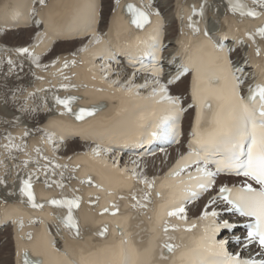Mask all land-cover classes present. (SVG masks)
Masks as SVG:
<instances>
[{
	"label": "snow or ice",
	"instance_id": "obj_1",
	"mask_svg": "<svg viewBox=\"0 0 264 264\" xmlns=\"http://www.w3.org/2000/svg\"><path fill=\"white\" fill-rule=\"evenodd\" d=\"M40 5L45 4V0H38ZM254 3L264 4V0H253ZM119 5L120 0H116ZM127 12L130 14L131 25H134L137 29H145L146 26H151L154 22L151 19L155 16L157 19L155 24H160V12L159 10L149 11L151 7L149 4L146 7H137L134 3L127 4ZM200 13L204 11V5H200ZM228 10L233 13H239L241 16L247 15L250 17H259L264 13L257 12L255 9L249 8L245 0H228ZM195 14V9H193ZM187 27L191 29L193 33L201 32V29L197 26V22L193 19L192 15L187 17ZM42 34L37 33V37ZM205 37L208 33L204 32ZM247 41L252 42V46H255V53L257 56L264 55V50L260 46H256V38L264 39V27H259L253 32L247 33ZM101 37L93 33V41L100 42ZM213 50L217 53L213 59V62L221 68L223 74L215 75L208 78L205 75L202 66L193 65L191 60L181 63L177 67L175 74L167 81V84L160 83L159 79L155 81L157 88L153 89L152 96L154 103L163 104L167 106L171 118L173 120V127L171 131L174 132L173 138L175 139L179 135V125L177 121L180 116L195 106L196 113L195 119L192 124L191 137L189 142V151L187 154L180 157L176 166L170 170L169 175L179 176L184 169L191 167L188 161H192L196 165L195 176L191 172L188 173L189 180H196V187L199 191H190V196L186 199L196 198L200 193L206 192L215 184V177L218 173L228 172L234 173L237 176H243L246 178L242 187L223 184L219 187L217 197L226 202V212H238L241 216L252 218L246 225L247 234L243 239L239 236H231L228 238L213 241L210 251L216 256H222L224 259L220 264H264V261H255L252 259H240L239 253L232 256L226 252V245L230 240H235L242 248H247L250 244L257 243L261 249H264V82L250 85L248 90V97L245 98L240 95L239 88L244 83L238 73L244 74V67H233V61L229 59L228 51L223 46L213 45ZM19 53L31 54L28 47L16 49ZM83 51V49H82ZM75 57V53L72 54ZM36 57L33 58V62L36 61ZM63 59V66L67 68L69 63L75 64L76 60L73 58L68 61ZM11 63V61H9ZM239 64V62H237ZM246 63V62H245ZM55 64V61H53ZM38 68L40 64L36 65ZM44 67H47L46 65ZM191 71V99L192 104H189L187 108L182 105L181 97L179 95L169 94L168 85L179 81L182 76ZM156 76L161 75V70H154ZM65 81L69 80L68 76H64L63 72L60 73ZM113 83H116L113 81ZM147 86L142 85L141 87ZM60 87L68 89L69 87H75L68 83H61ZM127 91L132 93L133 89L128 88ZM75 96H66L61 98L55 97L56 104L62 105L68 112H72V102L76 100ZM96 111L95 108L81 107L79 112L76 113L77 120H83L85 117L92 116ZM28 133L25 132V135ZM153 137L156 133H152ZM51 137H49V142ZM94 155L100 154L99 147L92 149ZM219 156V159H212ZM213 163L216 166L215 171H211L207 165ZM182 166V167H181ZM47 167L46 165L44 166ZM56 167H60L57 165ZM115 167V165H113ZM178 169V170H177ZM120 171H126L120 170ZM63 173H61V176ZM130 179H137V173L132 172ZM247 180L254 181L258 188L253 187L252 183H248ZM88 182H92V178H88ZM57 187L64 188L65 185L53 181ZM140 183L145 185L144 189L139 192L132 190L130 187L129 197L134 203L131 204L132 208L147 209L150 203V196H152V190L156 183V179L149 180L147 177L140 179ZM51 187V185H48ZM97 188H102V185L97 184ZM22 196L27 197L28 203L32 208H41L43 205L36 202V196L33 192V183L31 175L28 178L21 180V187L19 189ZM63 196V194H61ZM157 197L161 196L160 191H156ZM129 197H119V199H128ZM217 197H212L209 200V204H214ZM99 197H97V200ZM49 204L62 207L67 210L66 215H60L57 217L59 222L58 226L67 230L74 237L80 236V225L77 218L73 215L75 209H78L81 204V197L75 195L73 192L72 197L68 198L63 196L61 199H51L46 201ZM110 207L118 211V205L112 203ZM104 212H108L109 208H104ZM167 217H177L180 221L187 223V213L185 207L181 204L174 207L173 210L166 213ZM219 213L215 210L208 211L207 205L205 210L201 213L199 221H209L210 231L214 236L216 233L223 231L231 233L232 230L237 228V224L230 223L228 219H221L217 221ZM17 225V264H44L43 261L38 259H32L29 256L28 248H21L20 241L25 237L22 230L25 227L24 220L18 219L14 221ZM34 221H29V224ZM196 227V222L193 221L188 225V230ZM178 230L179 224H169L168 220H163L161 232L163 240L159 245V259L168 261L171 254V264H196L194 260L190 258V250H184L185 246L180 243H173L176 238L169 234V229ZM209 228H205L207 233ZM108 232V226L105 224L99 236H104ZM29 241L33 240L31 233L27 234ZM156 247L151 245L144 249L137 248L131 241L122 240L118 244H112L107 248L101 250L104 259L101 261H87L82 258L81 264H153L155 259ZM57 252L59 250H56ZM179 252V255L176 254ZM39 255V253H36ZM64 264H73L71 260L65 259Z\"/></svg>",
	"mask_w": 264,
	"mask_h": 264
},
{
	"label": "bare ground",
	"instance_id": "obj_2",
	"mask_svg": "<svg viewBox=\"0 0 264 264\" xmlns=\"http://www.w3.org/2000/svg\"><path fill=\"white\" fill-rule=\"evenodd\" d=\"M250 1L259 8L264 9V4L254 3L253 0ZM29 2L30 0H19L17 2L16 11L13 12L16 20L25 19L30 21V19H33L27 12ZM200 5H204L206 22L210 26H214L222 21L226 8L228 7V0H202ZM152 7L158 9L166 20L164 29L167 33L166 42H169V44L165 46L164 54L167 58H170L177 49L175 40L178 32V23L174 17L176 0H152ZM113 9L114 0H102L101 30L104 32L109 27ZM70 32L69 30L68 34ZM37 33H41L42 35L37 37ZM90 40L93 41V36L74 41L53 42L46 37L41 26L34 25V20L27 28L15 26L3 30L0 27V204L5 201L20 199L18 195L19 177L20 175L29 173L26 171V168L29 170L36 169L31 171L36 173L38 170L45 168V165L47 166L46 168L50 167L51 169L59 165L60 167L57 168V171L63 173L62 176L65 179H69V175L62 170L63 167L69 165V160H59L58 156L67 157L73 153L87 151L90 148L88 143H83L78 140L62 142L60 136L44 128L42 124L55 114L53 111V107L55 106L53 97L48 93L39 95L27 89L28 86L33 85L36 79L35 72L37 69H45L53 66V61L58 54L67 52L79 53L82 52V49L83 51L86 50L96 43L93 41L89 44ZM45 43L50 44V49L47 52L46 50H35L30 51L31 54H26L16 51L19 48L40 46ZM73 44L76 45V48L71 46ZM229 45H232V42ZM246 55V47H243V51L239 49L233 54L238 59V62L247 61L248 58ZM34 57L38 58L35 62H33ZM100 62L103 64V74L108 80L111 83L115 81L116 83L113 84L123 89L132 88L133 93L141 94L157 88V84L155 83L157 78L131 70L124 63L117 64L114 59H100ZM37 64H40L41 67L38 68L36 66ZM45 65L47 67H44ZM173 72L174 68L168 67L167 73L163 79H160V83L166 84L168 77ZM245 74H247V80L243 85L244 89L247 88L250 82L252 69L246 66ZM145 84L147 86L141 87ZM189 88V75L182 78L175 86H168L169 94L179 95L185 99V103H188L190 100L188 95ZM47 92H50V90ZM192 119L193 111L190 110L186 113L183 121L185 129L183 141L174 142L173 136H170L169 141H171V144L162 153L153 156L134 157L133 155L127 154L121 155L120 152L118 154L110 153L101 147L99 149L106 152L117 164L132 165L134 167L132 172L135 171L137 173V178L142 179L147 177L148 179H156L189 151L185 142L188 139ZM140 124L141 122L137 120L136 112L124 113L120 121L104 130V133L112 136L127 135L137 131ZM25 132L28 134L25 135ZM33 136H40L42 142L45 143L36 152L41 153V159L48 160L49 164H43L42 160L38 157H19L20 154L27 152L29 142L33 140ZM49 137H51L50 142ZM48 149L51 150L54 155L53 157L47 156ZM13 177L16 178L15 181H12ZM245 181V177L218 175L217 184L210 192L186 204L187 216L198 220L207 205L208 211L215 210L219 212L217 221L228 219L230 223L237 224V228L232 230L231 233L223 230L218 233V240L228 238L229 235L239 236L243 239L247 234L246 223L248 219L232 212H226L225 208L230 206L226 205L225 201L217 197V192L223 184L242 187ZM247 182L252 183L253 187H258L254 181L247 180ZM212 197H217L216 202L209 204V200ZM87 217L88 223L94 225L92 217L89 215ZM0 228V264H17L16 241L12 226L5 225ZM226 252L231 255H237L239 253L240 258L264 261V250L259 248L256 243L250 244L247 248H242L235 240H230L226 245ZM100 253L101 249H95L92 246L85 245L79 248L77 256L85 257L84 260L87 261H101L105 257ZM60 260L62 264L63 259Z\"/></svg>",
	"mask_w": 264,
	"mask_h": 264
},
{
	"label": "rangeland",
	"instance_id": "obj_3",
	"mask_svg": "<svg viewBox=\"0 0 264 264\" xmlns=\"http://www.w3.org/2000/svg\"><path fill=\"white\" fill-rule=\"evenodd\" d=\"M2 29H3V30H6V29H4V28H2ZM6 40L9 41V39H7V38H6ZM92 42H93V41L90 40V41H89V44H91ZM71 46L74 47V48H76V47H75V46H76L75 44H73V45H71ZM174 86H175V85H174ZM42 125H44V124H42Z\"/></svg>",
	"mask_w": 264,
	"mask_h": 264
}]
</instances>
